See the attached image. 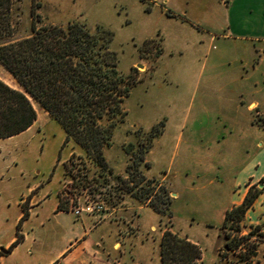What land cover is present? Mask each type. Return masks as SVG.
I'll return each instance as SVG.
<instances>
[{
	"label": "rangeland",
	"instance_id": "1",
	"mask_svg": "<svg viewBox=\"0 0 264 264\" xmlns=\"http://www.w3.org/2000/svg\"><path fill=\"white\" fill-rule=\"evenodd\" d=\"M177 1L161 3L159 0L152 5L148 0H14L12 37H22L31 32L34 13L38 15L37 25L82 21L94 29L98 24L114 33L111 47L117 53L120 72L139 77L122 104L126 113L116 123L110 143L103 149L111 173L87 160L71 140L63 144L65 134L58 120L27 92L37 110L36 119L29 130L6 143L21 174L41 180L39 186L47 184L56 197L57 210L69 211L74 220L90 217V226L96 227L92 235L98 242L93 245L96 249L92 251L94 257L82 261V264H161L159 241L164 230L198 244L201 251L199 264H243L238 252L246 244L235 250L224 248L226 229L221 226L220 214L228 202L230 184L225 183L215 190L217 181L208 182L214 171L204 163L192 168L201 173L198 183L183 184L182 180L188 176L176 168L184 149L188 148L189 153L190 144L183 141L188 137L210 140L207 135L212 128L210 115L205 113L201 98L207 70L200 83L197 82L208 47L207 36L203 34L204 39L200 41L198 33L201 30L186 20L193 18L198 22L197 26L204 28L207 24L204 21L205 9L191 7L182 15L183 9L177 7ZM213 3L214 23L207 26L210 30L221 31L225 26L223 8L215 0ZM162 42L164 53L157 65ZM131 66L136 71H132ZM0 79L23 90L1 63ZM160 128L161 131L157 132ZM163 130L165 137L160 146L164 163L173 154V143L178 134L182 141L173 167L165 164L167 171L170 170L167 180L162 178V174L152 172L149 156ZM191 155L205 156V149L193 146ZM124 180H128L127 183ZM19 181H22L21 176H12V183ZM159 184L167 188L171 198L169 207L163 212H158L148 200H138L142 199L144 191L151 189L156 191L154 197L157 202ZM171 188L179 191L174 200ZM28 201L29 198L24 197L21 203L23 214L15 227L16 238L18 236L20 241L23 239L22 223L29 216L28 207L31 205ZM12 207V204L5 205L3 209L11 213ZM248 229L245 223L241 233ZM62 230H55L54 235L65 236L66 231ZM230 233L236 235L238 232L231 229ZM70 237L72 243L82 236L71 234ZM247 242L256 244L255 249L249 245L247 250L251 263L264 264V239L255 233ZM15 245L1 248L0 255L9 253ZM86 255V250L77 254L78 259H85Z\"/></svg>",
	"mask_w": 264,
	"mask_h": 264
},
{
	"label": "crops",
	"instance_id": "2",
	"mask_svg": "<svg viewBox=\"0 0 264 264\" xmlns=\"http://www.w3.org/2000/svg\"><path fill=\"white\" fill-rule=\"evenodd\" d=\"M148 1L154 5L159 0ZM160 1L169 3L171 0ZM173 1L175 3L176 0ZM177 2V7L183 9L180 12L182 15L186 14L188 8L200 7L205 9V24L214 23V0ZM215 2L223 8L225 26L221 31L210 30L207 24L204 28L199 27L196 20L186 18L191 24H195L196 29L201 30V33H198L200 41L204 39L203 34L207 36L205 39L208 47L199 68V73L203 68L202 74L200 76L198 73L197 82L200 83L204 71L207 70L201 98L205 113L210 115L208 117L212 128L207 135L210 140L205 137H188L183 141L190 144L189 153L188 148L184 149L176 168L188 176V179L182 178L183 184L198 183L201 173L192 168L201 163L214 171L208 182L217 181L214 183L215 190H219L220 185L230 184L231 193L220 214L222 222L224 212L242 201L249 185L261 186L260 180L264 176V0ZM161 35L163 39L164 36ZM163 53L162 42V52L157 58V65ZM135 119L141 122L139 118ZM32 125L18 134L0 137V249L7 248L16 239L15 227L23 214L21 203L24 197L29 198L28 203L31 205L28 207L29 216L22 223L23 239L9 253L3 251L6 254L0 255V264H82V261L94 257L92 251L96 249L93 245L98 242L92 235L96 227L90 226V217L83 216L74 220L69 211L57 210L56 197L47 184L39 186L41 180L27 178L25 174H21L11 158V148L6 146L7 142L24 134ZM164 131L149 151V156L152 160V172L162 174V178L167 180L170 170L167 171L165 164L167 167H173L176 152L182 141L178 134L173 143V154L168 162L164 163L160 146L165 137ZM193 146L205 149V156L192 157ZM174 174L177 175L176 172ZM12 176H21L22 181L12 183ZM171 191L174 200L179 191L176 188H171ZM11 204L13 210L7 213L3 208ZM245 223H264V186L252 207L246 211ZM57 229L66 231L65 236L54 235ZM262 232L264 239V225ZM71 234L82 237L71 243ZM82 250H86L87 255L85 259H78L77 254Z\"/></svg>",
	"mask_w": 264,
	"mask_h": 264
},
{
	"label": "trees",
	"instance_id": "3",
	"mask_svg": "<svg viewBox=\"0 0 264 264\" xmlns=\"http://www.w3.org/2000/svg\"><path fill=\"white\" fill-rule=\"evenodd\" d=\"M13 5L14 0H0V63L23 90L0 79V137L20 133L36 119V110L27 92L58 120L65 134L63 144L71 140L87 160L111 173L103 149L110 143L116 123L126 113L122 107L124 99L139 79L131 73L124 75L118 69V56L111 47L113 31L98 24L92 29L82 21L37 25L38 15L34 13L31 32L14 38ZM131 70L135 67L131 66ZM159 131L161 128L157 129ZM260 184L249 185L242 201L224 212L221 223L226 229L225 249L235 250L246 244L238 252L243 264H252L247 250L249 245L256 247L247 239L255 233L263 238L264 223H249L248 231L241 233L245 213L262 191L264 176ZM158 188L157 202L156 191L151 189L144 191L142 199L138 200H148L158 212H163L169 207L171 198L163 184ZM228 229L238 233L231 235ZM19 241L17 236L12 244ZM159 255L161 264H199L201 251L198 244L164 230L159 241Z\"/></svg>",
	"mask_w": 264,
	"mask_h": 264
}]
</instances>
